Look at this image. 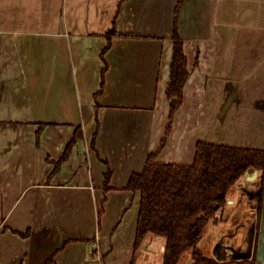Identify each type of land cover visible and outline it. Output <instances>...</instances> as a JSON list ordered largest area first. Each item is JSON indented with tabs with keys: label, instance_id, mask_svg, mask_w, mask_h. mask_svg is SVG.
<instances>
[{
	"label": "crops",
	"instance_id": "obj_1",
	"mask_svg": "<svg viewBox=\"0 0 264 264\" xmlns=\"http://www.w3.org/2000/svg\"><path fill=\"white\" fill-rule=\"evenodd\" d=\"M174 19L188 76L165 136ZM198 141L264 149V0H0V264H163L164 237L134 248L126 185ZM208 223L220 259L264 264V172Z\"/></svg>",
	"mask_w": 264,
	"mask_h": 264
},
{
	"label": "trees",
	"instance_id": "obj_2",
	"mask_svg": "<svg viewBox=\"0 0 264 264\" xmlns=\"http://www.w3.org/2000/svg\"><path fill=\"white\" fill-rule=\"evenodd\" d=\"M172 39L166 90L170 109L165 136L169 132L173 113L182 102L183 86L188 76L187 57L176 19ZM77 138L76 129L64 153L55 162V170L69 156ZM164 141L165 137L161 146ZM158 150L148 154L142 171L133 172L126 185V189L137 191L140 195L134 248L147 233H152L166 240L163 264H179L188 250H191V264H255V255L243 259L217 260L204 254L197 243L209 220L226 203L232 186L249 169L264 172V149L198 141L190 164L156 162L154 158ZM110 174L108 168L104 175L106 189L110 188Z\"/></svg>",
	"mask_w": 264,
	"mask_h": 264
},
{
	"label": "rangeland",
	"instance_id": "obj_3",
	"mask_svg": "<svg viewBox=\"0 0 264 264\" xmlns=\"http://www.w3.org/2000/svg\"><path fill=\"white\" fill-rule=\"evenodd\" d=\"M239 180H240V179H239ZM236 183H237V182H236ZM236 183H235V184H236ZM247 183H249V182H247ZM206 227H211L210 223H208ZM203 234H204V233H203ZM203 234H202V235H203ZM200 239H201V238H200ZM214 240H215V238H214ZM199 241H201V240H199ZM199 241H198V242H199ZM197 244H198V246L201 248V250L203 249L202 251H203L204 254H206V255H208V256H211V257H214V258H216L217 260H224V259H220V258H219L218 254L216 253V249H215V250L212 249L211 246H210V247H209V246H203V245H202V242H199V243H197ZM188 251H190V250H188ZM188 251L185 252L184 255H187ZM185 257H186V256H185ZM189 257H190V256L187 257V260H189ZM190 263H192V262H190ZM190 263H189V264H190Z\"/></svg>",
	"mask_w": 264,
	"mask_h": 264
},
{
	"label": "water",
	"instance_id": "obj_4",
	"mask_svg": "<svg viewBox=\"0 0 264 264\" xmlns=\"http://www.w3.org/2000/svg\"><path fill=\"white\" fill-rule=\"evenodd\" d=\"M243 259V258H242Z\"/></svg>",
	"mask_w": 264,
	"mask_h": 264
}]
</instances>
